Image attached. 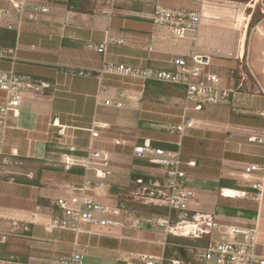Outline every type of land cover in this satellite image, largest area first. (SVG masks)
<instances>
[{"label": "crops", "instance_id": "crops-1", "mask_svg": "<svg viewBox=\"0 0 264 264\" xmlns=\"http://www.w3.org/2000/svg\"><path fill=\"white\" fill-rule=\"evenodd\" d=\"M65 1L49 0L47 12L38 13L34 21L25 18L17 35L12 30V45L0 43V50L14 49L12 55L0 52V72L13 69L53 84L42 95L24 93L18 115L9 116L7 127L0 129V264H60V258L75 250L84 255L85 264H142V254L178 260L164 255L165 246H173L171 235L154 227L95 234L42 225L56 210V198L72 190L84 188L85 195L104 203L110 187H126L131 174L157 175L154 165L132 154L133 145L146 141L180 151L193 190L192 209L211 214L217 224L208 234L210 240H215L213 232L217 239L229 238V225L251 226L254 250L264 256V141H247L250 135L264 136V26H257L246 50L248 24L226 23L228 12L215 6L224 0H199L192 10L201 2L213 10L197 34L185 39H175L167 28L151 23L153 5H164L158 0H92L91 12L67 9ZM5 7L16 24L17 9L0 0V8ZM0 28H5L4 21ZM103 41L104 56L89 46ZM191 51L211 58L206 70L232 88L227 99L196 109L195 103H185L179 85L146 87L141 78L99 74L103 60L173 70L172 60ZM80 70L83 74H72ZM2 96L0 91V103ZM99 123L111 129L101 130L102 138L92 144L109 151L111 174L101 179L81 167L65 171L54 136L61 130L84 150L89 128ZM112 137L126 144L114 146ZM249 164L259 170L245 179L243 170ZM19 176L36 182L17 181ZM256 178L263 183L260 200L251 187ZM118 206L121 218L135 211L120 202Z\"/></svg>", "mask_w": 264, "mask_h": 264}, {"label": "built area", "instance_id": "built-area-1", "mask_svg": "<svg viewBox=\"0 0 264 264\" xmlns=\"http://www.w3.org/2000/svg\"><path fill=\"white\" fill-rule=\"evenodd\" d=\"M11 6L17 9L18 20L13 24L10 20L12 11L10 8H0V21H4V27L14 30L18 34L24 19L34 21L38 13L48 11L49 0H8ZM258 0H248L245 7L254 9ZM260 11L264 13V0H260ZM217 8L232 10L230 19L226 23L236 26L238 19V7L224 2L216 3ZM28 11V12H27ZM27 12V13H26ZM26 14V15H25ZM210 18L208 11L201 2L199 9H185L173 6L154 4L151 13V23L154 26L167 28L175 39L193 38L201 24ZM246 18V25L249 23ZM122 41V40H120ZM103 56L106 54V41L96 45L89 44ZM14 54L13 48H6L0 52ZM173 70H158L151 67H134L122 63L102 61L99 74L113 73L121 76L141 78L144 82L153 80L166 84H176L184 89L185 103L193 102L194 108L200 109L204 104L216 103L227 99L232 88L222 85V78L218 74L207 71L212 65V60L205 54L191 51L186 56H178L172 60ZM83 74V71H74L72 74ZM53 84L48 80L34 79L26 75H19L9 69L0 72V91L3 92L0 103V129L7 127L9 116L18 115L19 106L23 100V94L29 92L34 95H42ZM110 104V100H105ZM114 106L120 107L121 102H114ZM54 125V122L52 123ZM111 125L106 123L93 124L89 128V144L84 150H78L75 144L61 130L54 136L56 150L61 155V165L65 171L73 167H81L84 170H92L96 178H105L111 174L112 159L109 151L104 148H96L93 142L101 136V130H110ZM102 138V136H101ZM248 142L263 143V135H250ZM110 143L114 146H123L126 140L121 137H112ZM132 154L135 158L142 159L149 165H154L159 171L155 176H150L148 181L139 176L135 179V186L128 194L132 201L142 204L162 206L166 209L164 214H152L150 216L138 215L135 211L127 212L120 219H112L107 216L109 209L103 202L96 201L84 194L83 189L72 190L67 196L56 198V210L49 218L42 220V225L47 230L53 228L70 229L75 232H88L95 234H111L113 228L143 229L154 227L165 235L190 236L201 238L209 234L217 224L211 214H199L192 209L191 200L193 190L187 183V172L181 167L178 149H167L154 146L146 141L143 144L133 145ZM194 165V162H188ZM259 170L256 164L244 167V178H249ZM251 187L255 190L254 197L260 200L263 183L256 178L251 181ZM229 238L222 237L218 240H209L206 245L190 247L192 257L202 264H264V256L258 255L254 250L256 241L255 228L251 226L229 225L227 227ZM142 264H180L179 260L165 261L163 257L142 254ZM60 264H85L84 255L79 251H73L69 256L62 257Z\"/></svg>", "mask_w": 264, "mask_h": 264}, {"label": "trees", "instance_id": "trees-1", "mask_svg": "<svg viewBox=\"0 0 264 264\" xmlns=\"http://www.w3.org/2000/svg\"><path fill=\"white\" fill-rule=\"evenodd\" d=\"M64 5L67 9L77 11V12H91L94 6V2L92 0H66ZM14 41V31L0 28V43L5 46L12 45ZM235 73V72H233ZM240 77V76H237ZM163 83L147 80L145 82V86H154L159 87ZM139 174H131V182L126 187H117L111 186L110 191L116 193L118 195L119 202L122 203L126 208L133 209L137 214L141 215H151V214H160L165 212V208L162 206H156L152 204H142L140 202L132 201L129 198L128 191L135 186V179L139 177ZM145 181H148L150 178L147 176H141ZM17 181H28V182H36L33 179H25L22 176L15 177ZM220 184H224V181H220ZM240 187V186H236ZM169 241L173 243V246H165L164 255L165 257H173L180 261V264H195V259L192 257L191 252L189 251L188 246L195 245H206L210 237L208 234L203 235L201 238H190L188 236H174L171 235L168 238Z\"/></svg>", "mask_w": 264, "mask_h": 264}, {"label": "rangeland", "instance_id": "rangeland-1", "mask_svg": "<svg viewBox=\"0 0 264 264\" xmlns=\"http://www.w3.org/2000/svg\"><path fill=\"white\" fill-rule=\"evenodd\" d=\"M158 1L164 5L176 6V7H181V8H185V9H190V8L194 9V8L198 7V3H199V0H158ZM220 2H224L226 4L232 3V4H234L235 7H238V10H237L238 16L237 17H239L240 19L238 18L239 20L237 21L236 26H241L242 24H244L246 22V18L249 17L250 20H249V23L247 26L246 40H245V42H246L245 48L247 50V46L251 42L252 38L254 37L257 26L258 25L264 26V13H262L260 11V7H261L260 0L257 1L256 5L254 6V9H251L249 7H245V4L248 2V0H224V1H220ZM217 3H219V2H217ZM206 9H207V11L213 10V8H206ZM218 9L222 10L221 8H218ZM216 11H218V10H216ZM224 11L228 12V15L225 17V19H230L232 16V14H231L232 10H224ZM263 36H264V32H263ZM177 45L179 46V44H177ZM129 198H130V196H129ZM104 203L106 204L107 208L109 209V212L107 214L108 217H110L112 219H116V220L122 219L118 213L119 199H118V195L116 193L107 191L105 199H104ZM165 212H166V209H165ZM165 212L160 213V214H164ZM155 214H157V213H155ZM138 215H141V214H138ZM144 216H150V215H144ZM218 236L219 235L217 232L212 233V237L215 238V240H218L217 239ZM188 237H190V236H188ZM190 238H192V237H190ZM188 247H189L188 249L190 251V247H192V246H188Z\"/></svg>", "mask_w": 264, "mask_h": 264}, {"label": "bare ground", "instance_id": "bare-ground-1", "mask_svg": "<svg viewBox=\"0 0 264 264\" xmlns=\"http://www.w3.org/2000/svg\"><path fill=\"white\" fill-rule=\"evenodd\" d=\"M224 193L232 194V191H230V190H224Z\"/></svg>", "mask_w": 264, "mask_h": 264}]
</instances>
